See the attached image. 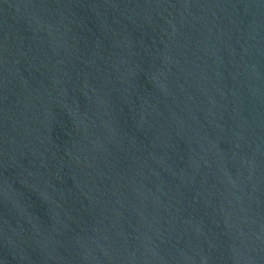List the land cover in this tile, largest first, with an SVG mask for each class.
<instances>
[{"label":"water","instance_id":"obj_1","mask_svg":"<svg viewBox=\"0 0 264 264\" xmlns=\"http://www.w3.org/2000/svg\"><path fill=\"white\" fill-rule=\"evenodd\" d=\"M0 264H264V0H0Z\"/></svg>","mask_w":264,"mask_h":264}]
</instances>
